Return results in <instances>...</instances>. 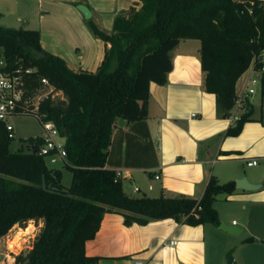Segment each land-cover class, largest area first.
Segmentation results:
<instances>
[{"label": "trees", "instance_id": "obj_1", "mask_svg": "<svg viewBox=\"0 0 264 264\" xmlns=\"http://www.w3.org/2000/svg\"><path fill=\"white\" fill-rule=\"evenodd\" d=\"M139 1V8L114 16L110 32L86 18L90 32L108 43L94 71L70 69L40 46L35 29L0 25V58L36 68L25 79L26 95L42 76L61 90V97L45 98L38 109L63 138V166L70 171L64 187L60 170L45 165L36 152L39 135L26 138L34 151L21 143L9 150L12 135L0 122V236L29 220L37 227L15 263L98 264V256L84 252V242L94 236L103 212L119 213L124 224L170 217L189 225H215V196L235 190L233 180L219 182L210 174L198 198L131 196L122 190L120 178L114 180L111 166L157 164L145 123L148 83H164L172 66L169 50L181 38L199 40L202 89L214 94L217 117L230 114L236 79L252 55L264 49V0ZM259 92L264 96V73ZM249 112L244 99L224 135H236ZM116 117L125 120L127 130L112 133Z\"/></svg>", "mask_w": 264, "mask_h": 264}, {"label": "crops", "instance_id": "obj_2", "mask_svg": "<svg viewBox=\"0 0 264 264\" xmlns=\"http://www.w3.org/2000/svg\"><path fill=\"white\" fill-rule=\"evenodd\" d=\"M78 5L86 8L88 17ZM139 6V0H0V14L13 15L17 23L4 26L37 30L40 46L61 57L70 69L94 71L108 43L90 32L86 18L110 32L117 13ZM198 47L196 38L179 39L169 50L172 66L164 83H148L145 123L157 164L111 167L119 169L121 188L131 196L198 198L210 174L219 182L245 177L258 187L234 186L232 193L217 194L212 202L218 216L215 225H189L170 217L124 224L119 213L103 212L94 236L84 242V252L98 256V264H225L227 251L239 264L240 249L256 243L264 247V96H260V86L246 95L248 119L236 135H224L241 110L232 107L228 116H216L214 94L201 86ZM243 72L234 84L236 95L244 87ZM115 125L112 133L128 128L121 117H116ZM251 158L256 163L247 165ZM133 186L138 190L133 191ZM228 214L238 215L241 221L231 218L227 222ZM26 227L16 228L24 233ZM11 229L0 236V264H26L15 263L14 256L31 243L9 249L6 243L14 234L6 237Z\"/></svg>", "mask_w": 264, "mask_h": 264}, {"label": "built area", "instance_id": "obj_3", "mask_svg": "<svg viewBox=\"0 0 264 264\" xmlns=\"http://www.w3.org/2000/svg\"><path fill=\"white\" fill-rule=\"evenodd\" d=\"M250 13V9L247 8ZM264 33V26L262 28ZM34 65L24 63L22 61H15L9 63L0 58V122L4 125L5 129L12 135V125L7 121V117L12 114H32L41 123L43 133L41 142L37 145L36 152L46 158L49 164L56 162L66 163V153L63 147V138L58 134L53 121L44 119V113L39 112V102L45 98L61 97L60 89L54 87L46 77L39 78V84L31 95H26L25 79L30 76L34 70ZM264 73V49L259 50L252 55L247 68L244 70V87L241 93L235 94L233 107L235 110L243 109L244 97L255 91L257 86H260V77ZM238 114L234 115V119ZM24 148L34 151L33 144H26ZM255 158L246 161L247 165L255 164ZM155 178L158 177L154 173ZM120 178L119 169L115 168L114 180ZM150 187V186H148ZM133 191L138 190L137 186L132 187ZM170 243H175L170 240ZM137 264H142L137 262Z\"/></svg>", "mask_w": 264, "mask_h": 264}, {"label": "rangeland", "instance_id": "obj_4", "mask_svg": "<svg viewBox=\"0 0 264 264\" xmlns=\"http://www.w3.org/2000/svg\"><path fill=\"white\" fill-rule=\"evenodd\" d=\"M12 25L17 26V23L14 21L13 15H1L0 14V25ZM19 24V22H18ZM244 73V72H243ZM7 121L12 125V139L9 142L8 148L9 150L15 149L21 143L25 146L27 143L26 138L28 136L40 135L43 133V128L40 121L32 114H12L7 117ZM45 165L49 167H56L60 170V182L64 187H67L70 181V171L63 166L61 162H56L53 164H49L46 158H44ZM126 188V187H125ZM139 193V192H136ZM226 220L229 222L231 218L235 221L240 222L241 217L238 215H226ZM29 223V225H28ZM33 223V224H32ZM251 228H253V225ZM26 232L22 233L18 228H25ZM24 227L13 225V229H11L6 238L12 236L6 243L9 249H14L15 247H19V245H27L31 243V237L34 236V226L36 225L32 221H28ZM18 227V228H16ZM9 230V229H8ZM18 231V233L16 231ZM36 231V230H35ZM20 235L23 236V239L20 238ZM21 241V242H19ZM18 244L17 246V243ZM26 247V246H25ZM25 249V248H24ZM23 251V250H22ZM25 251V250H24ZM23 251V252H24ZM241 260L239 264H264V247L260 244H252L251 246H247V248L240 249Z\"/></svg>", "mask_w": 264, "mask_h": 264}, {"label": "water", "instance_id": "obj_5", "mask_svg": "<svg viewBox=\"0 0 264 264\" xmlns=\"http://www.w3.org/2000/svg\"><path fill=\"white\" fill-rule=\"evenodd\" d=\"M78 8L82 11L84 16L88 17L89 13L84 6L78 5ZM234 186L236 188L254 189L258 187V183H250L245 179V177H240L234 180ZM220 227L228 231H234V229L231 227H224V226H220ZM225 264H236L229 251L225 253Z\"/></svg>", "mask_w": 264, "mask_h": 264}]
</instances>
